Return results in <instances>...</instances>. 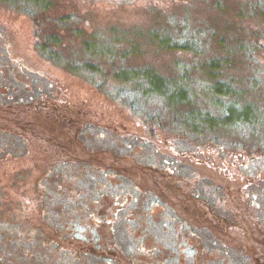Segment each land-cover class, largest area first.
I'll use <instances>...</instances> for the list:
<instances>
[{"label": "rangeland", "instance_id": "374dc122", "mask_svg": "<svg viewBox=\"0 0 264 264\" xmlns=\"http://www.w3.org/2000/svg\"><path fill=\"white\" fill-rule=\"evenodd\" d=\"M52 3V18L74 15L116 66L154 68L193 97L175 109L150 96L130 106L41 56L32 17L0 1V91L42 101L14 111L26 143L0 134V264H264V197H246L264 191V0ZM51 25L64 47H80ZM185 42L190 50L170 48ZM213 61L256 104V122L180 136L191 108H209ZM212 205L231 213L225 223Z\"/></svg>", "mask_w": 264, "mask_h": 264}, {"label": "trees", "instance_id": "16d2710c", "mask_svg": "<svg viewBox=\"0 0 264 264\" xmlns=\"http://www.w3.org/2000/svg\"><path fill=\"white\" fill-rule=\"evenodd\" d=\"M12 8H17L20 11L30 15L35 24V35L37 37L36 47L41 56L51 61L52 63L64 68L68 72L83 77L95 84L101 91L110 93L114 97H120L130 106H137L141 100L150 96L159 98L164 101L166 106L170 108H180L189 105L191 97H193L190 87L176 82L165 75L159 74L154 68H131L126 67L125 64L116 66L108 55L105 48L98 46L94 39L85 38L79 28H73L72 24L78 20L74 15H66L63 17L52 18L50 11L52 10V0H0ZM53 24L59 27H68L69 32L75 34V37L81 38L80 47H64V40L62 35L51 27ZM50 27V28H49ZM73 28V29H72ZM156 39V38H155ZM169 39L161 38L160 46L169 48ZM171 45V44H170ZM174 50L183 49L190 50L191 45L185 43L173 44ZM221 63L213 61L207 68V73L213 81L207 87L209 108L190 109L185 114L182 121L179 123L181 128L177 127L176 134L191 135L200 139L203 132L215 131L220 128H240L251 127L256 122L257 109L256 104L252 101L243 102L238 95L236 86L229 81H223L218 78L221 71ZM40 92V91H39ZM39 92H34L30 95H24L25 92L19 94H5L0 91V112H4L5 125L0 124V134L6 136L19 135L24 143L29 138L22 132L18 133L12 127L16 125L19 117L15 116V109L20 105H27L29 108L39 110L41 95ZM17 95V96H14ZM133 95L135 97L134 103L128 97ZM164 105V106H165ZM11 124V126L9 125ZM87 128H79L77 131L78 140L80 139L81 131ZM86 131L84 132L85 135ZM76 135V134H75ZM28 136V137H27ZM26 137V138H25ZM73 136L74 140H77ZM77 140V141H78ZM20 150V149H19ZM18 150V154L20 153ZM58 151L63 153L65 150L63 145L57 147ZM264 153V148L261 149ZM6 153L5 149H0V155ZM68 162V161H66ZM76 162V161H75ZM81 164H85L81 162ZM114 170L109 168V171H104L103 175L107 177ZM220 190V187L217 188ZM200 190V191H199ZM193 196L205 198L204 190L197 189L193 192ZM263 188L260 192L248 193L249 205L253 206L251 200L254 197L255 203L259 197H264ZM213 206V205H212ZM255 206V205H254ZM212 214L218 217L220 222H224L231 213L224 214V211H217L214 206ZM219 223V222H218ZM225 223V222H224ZM210 233V231H208ZM206 237H215L214 234H206ZM218 237L213 239L217 244ZM221 247V245H220ZM242 255L240 249L237 250Z\"/></svg>", "mask_w": 264, "mask_h": 264}]
</instances>
